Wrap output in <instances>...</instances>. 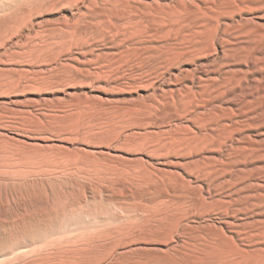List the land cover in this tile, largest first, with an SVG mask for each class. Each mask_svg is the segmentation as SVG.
<instances>
[{"label":"rangeland","instance_id":"rangeland-1","mask_svg":"<svg viewBox=\"0 0 264 264\" xmlns=\"http://www.w3.org/2000/svg\"><path fill=\"white\" fill-rule=\"evenodd\" d=\"M0 264H264V0H0Z\"/></svg>","mask_w":264,"mask_h":264}]
</instances>
